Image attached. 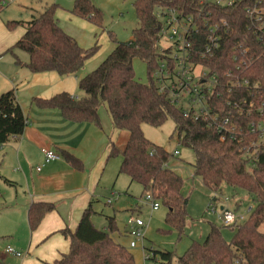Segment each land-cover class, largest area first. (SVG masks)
Masks as SVG:
<instances>
[{
    "label": "trees",
    "instance_id": "trees-1",
    "mask_svg": "<svg viewBox=\"0 0 264 264\" xmlns=\"http://www.w3.org/2000/svg\"><path fill=\"white\" fill-rule=\"evenodd\" d=\"M200 1L134 0L139 25L133 32V41L121 43L114 38L112 52L96 70L79 80L83 96L75 99L63 92L51 99L38 98L35 104L41 109L59 110L68 121L89 123L99 129H103L100 111L105 108L113 129L129 134L123 151L114 143L110 146L108 159L120 157L119 173L128 176L132 183L140 184L144 194H151L166 207L167 222L182 232L188 216V197L183 193L185 180L170 167L173 155L151 142L143 132L145 124L158 128L171 119L179 133L180 144L193 149L194 177H199L214 195L212 203L218 200V196H223L226 186L241 190L251 197L252 202L251 212L244 221L226 227L212 224L204 243L194 241L179 259V264H264V231L261 229L264 225V146L259 147L253 158L247 157L244 149L258 137L246 126L250 121H257L259 116L250 114L239 118L242 141L238 138L222 140V135L204 119L196 120L192 115H185V111L172 103L167 95L159 93L154 79L162 56L156 48L161 26L156 15L157 7H178L187 14L205 7L210 13L207 21L219 25L226 22V25H221L220 46L214 57L199 59L208 34L203 25L205 20L201 22L193 41L195 60L198 59L209 75L216 76L222 83H227L225 75L231 73L251 85L243 87L235 96L223 89L221 97H213L218 101L219 113L228 115L232 111L233 106L227 104L229 97L232 102L233 99L246 98L248 101L254 99L260 105L264 103V31L259 30L264 22V0H238L231 7L220 4L199 6ZM3 2L0 0V11L4 9ZM255 6L263 13L262 23L248 17L247 9ZM58 7L56 4L47 6L27 23L7 22L9 30L25 26L26 31L4 53L13 55L18 65L26 66L32 73L78 75L96 53L98 44L84 49L74 37L65 33L56 18ZM72 13L94 24H102V12L91 0H74ZM241 46L248 50L250 61L238 70L235 52ZM16 50L29 55L27 64L20 61ZM135 59L147 65V82L137 78ZM254 85H257L255 91ZM27 124L14 91L0 95V145L22 136ZM59 155L75 168L82 169V162L72 154L65 151ZM240 206L241 202H237L236 209ZM55 207L50 203H34L28 213L30 229L35 230ZM93 213L91 207L87 208L74 232L69 229L60 232L70 241L69 253L51 264H136L133 253L111 236L117 230L115 220L109 218L108 228L98 229L92 220ZM224 228L234 232L230 241L222 234ZM158 256L171 262L174 254L154 251L152 259ZM0 264H3L2 259Z\"/></svg>",
    "mask_w": 264,
    "mask_h": 264
},
{
    "label": "crops",
    "instance_id": "crops-1",
    "mask_svg": "<svg viewBox=\"0 0 264 264\" xmlns=\"http://www.w3.org/2000/svg\"><path fill=\"white\" fill-rule=\"evenodd\" d=\"M42 12L32 14L30 21ZM18 27V32L10 33L0 20V95L14 91L28 121L22 136L0 145V236L11 238L6 249L5 245H0V259L3 264H10L7 258L9 253L19 258L20 264H51L61 255L69 253L70 241L60 232L64 229L74 232L89 207L94 211L93 222L95 215H99L104 194L101 185L107 184L103 175L110 160V146L114 143L123 151L129 134L114 130L110 116L106 114L104 121L101 111L105 129L89 123L68 121L56 109L39 108L35 104L36 99H51L63 92L81 98L83 93L79 90V80L90 71L82 70L78 75L62 76L57 72L32 73L26 66L18 65L13 55L4 53L25 33V26ZM16 55L23 64L30 60L26 53ZM43 149L52 150L58 155L65 151L72 154L80 159L82 169L72 166L63 156L59 161L47 163ZM133 184L130 181L129 188ZM110 199L105 198L107 201ZM40 202L56 207L35 230H31L28 213L34 203ZM114 204L107 203L110 206ZM12 207L16 208V212L1 213ZM116 214L105 216L98 226L95 218L97 223L94 224L98 229L105 230L108 219L113 218L117 230L111 236L126 246L120 241L128 237L127 229L118 223ZM11 246L19 250L17 253L21 257L8 251L12 249Z\"/></svg>",
    "mask_w": 264,
    "mask_h": 264
},
{
    "label": "rangeland",
    "instance_id": "rangeland-1",
    "mask_svg": "<svg viewBox=\"0 0 264 264\" xmlns=\"http://www.w3.org/2000/svg\"><path fill=\"white\" fill-rule=\"evenodd\" d=\"M91 2L102 12L101 25L74 15L72 13L74 0H16L0 12V20L5 23V27L10 33H16L20 30V27L9 30L6 26L7 22L30 21L32 14L40 13L45 7L56 4L59 6L56 11V18L65 33L74 37L84 49H91L98 44L96 53L86 62L83 69V71L92 72L112 52L114 38L121 43L132 42L133 32L139 24L133 5L134 0H91ZM165 44L164 41L161 42L162 46ZM15 53L25 52L16 50ZM134 69L139 80L142 82L148 81L147 65L142 60H134ZM101 113L104 115V120L108 113L105 108L101 109ZM101 122L103 129H105L102 119ZM143 132H145L146 138L165 148L171 155L175 150L179 152V155L171 157L170 167L185 180L183 193L188 197L186 227L180 232L177 228L171 226L166 220L168 209L162 204L154 212L149 202L144 199L145 194L140 184L134 183L129 188L130 178L123 174L118 175L120 157L111 158L104 172L103 180L107 181V184L104 185L103 183L101 185L104 194L101 198L102 203L99 206V215H95L94 222H98L96 224L98 226L102 218L105 219V216H113L117 213L118 223L125 227L127 225L126 229L129 230L137 220H140L144 223V227L141 228L142 237L140 238L142 240H134L136 241V247L131 248L129 246L132 240L129 236L122 238L120 241L127 244L126 247L133 253L136 264H179V259L194 241L204 243L212 224L216 226L223 225L218 215L212 213L213 207L219 209L221 206H225L247 218L250 214L248 209L252 207L251 197L241 190H233L226 186L223 196H218V200L213 204L214 195L205 188L199 177H194L195 154L193 149L180 144L179 133L175 131V123L168 119L158 128L145 124ZM109 197H111L109 201L105 200ZM225 198L228 201H225ZM237 202H241L238 209H236ZM107 203L114 205L110 206ZM15 210V207L6 208L1 213L9 211L10 214L16 212ZM261 229L264 231V225ZM222 234L227 241H230L234 236V232L228 228L222 229ZM10 240V237L0 236V245H5L6 249ZM11 248L14 252L19 251L12 246ZM154 251L172 252L174 257L171 262L161 260L160 256L154 260L152 259ZM7 256L10 264H20L21 260L19 258L9 253Z\"/></svg>",
    "mask_w": 264,
    "mask_h": 264
},
{
    "label": "built area",
    "instance_id": "built-area-1",
    "mask_svg": "<svg viewBox=\"0 0 264 264\" xmlns=\"http://www.w3.org/2000/svg\"><path fill=\"white\" fill-rule=\"evenodd\" d=\"M16 0H4L3 7L11 5ZM238 0H201L199 6L208 4H220L226 7L233 6ZM205 11V12H204ZM248 17L250 19H258L262 23V14L256 6L247 9ZM157 18L159 19L161 26L159 28L157 37L158 42L156 48L160 54V62L157 70L154 73V79L156 82L159 93L167 95L172 103L185 111V115H192L196 120L204 119L210 127L215 128L222 136V140L236 139L243 140L241 136V120L240 117L250 116V114L258 115L257 121H250L247 124V130L257 137L256 140L251 141L249 146L245 149L247 157L253 158L257 155L260 146H264V103L260 105L254 99L248 101L246 98H238L232 100L228 99L227 104L232 105V111L228 115L220 114L217 99L213 100V97H221L222 90L228 89L227 92H233V96L236 95L243 87L250 86L247 80L241 81L237 76L231 73L225 75L228 80L227 83H222L217 80L216 76H210L209 71L203 66L198 59L195 60L193 41L197 38V32L201 27L200 24L205 20L203 25L207 27L208 34L206 37V44L202 59L214 57L217 49L220 46L221 41V25H226V22L219 24H213L211 21H207V17L210 13L204 9L197 8L196 12L185 13L184 10L178 7H157ZM262 33L264 31V22L259 29ZM263 36V35H262ZM164 41L166 44L161 45ZM248 50L242 46L235 52V60L237 61V69L247 66L249 58H247ZM253 90L257 88V85L252 86ZM253 91V92H254ZM255 94V93H254ZM77 99V97H74ZM45 161L47 163L60 159V155L56 152L48 149L42 150ZM179 155V152L175 150L173 156ZM40 171V168H38ZM144 199L149 202L152 210L155 212L159 209L160 203L149 193L144 195ZM225 201H228L225 198ZM251 207L248 209V213L251 212ZM212 213L218 215L223 225L230 226L238 221H244L245 216L237 214L234 210H230L225 206H221L219 209L212 208ZM127 227V225H126ZM144 227V223L137 220L130 228L127 229L128 236L132 239L130 241V247H136V241L142 240L141 228ZM140 238V239H137ZM9 252L15 253L16 256L21 257L20 253L14 252L12 249H8ZM153 257V255H152Z\"/></svg>",
    "mask_w": 264,
    "mask_h": 264
}]
</instances>
